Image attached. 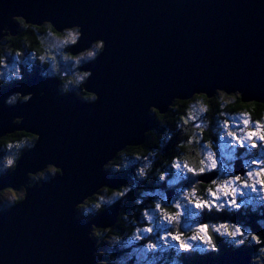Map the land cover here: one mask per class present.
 <instances>
[{
	"label": "water",
	"instance_id": "obj_1",
	"mask_svg": "<svg viewBox=\"0 0 264 264\" xmlns=\"http://www.w3.org/2000/svg\"><path fill=\"white\" fill-rule=\"evenodd\" d=\"M13 14L81 24L79 47L100 37L106 49L87 65L93 73L87 87L99 95L95 104L59 95L57 81L39 74L0 89V138L17 131L38 138L29 130L40 135L0 184L19 187L28 170L49 161L64 173L0 212V264H95L89 222L77 216L74 205L100 184L123 181L121 175L107 179L102 164L153 126L149 104L166 108L173 95L181 96L175 102L186 101L193 90L223 86L252 96H238L242 103L264 105V0H0V23L15 32ZM17 90L35 95L28 103L6 106L4 98ZM16 116L24 117L19 125L12 123ZM236 168L241 169L239 161ZM117 207L105 209L95 222L112 223ZM250 254L248 248H224L214 264H248Z\"/></svg>",
	"mask_w": 264,
	"mask_h": 264
},
{
	"label": "clouds",
	"instance_id": "obj_2",
	"mask_svg": "<svg viewBox=\"0 0 264 264\" xmlns=\"http://www.w3.org/2000/svg\"><path fill=\"white\" fill-rule=\"evenodd\" d=\"M11 19L15 32L0 23V89L39 69L41 77L57 81L59 95L72 94L86 104L99 100L98 93L87 87L93 75L87 65L104 53V38L81 48V24L60 25L47 18L34 22L23 14H13ZM34 25L47 27L41 31ZM25 32L35 37L39 51L23 38L8 39L10 34ZM85 88L95 95L86 96ZM200 93L212 97L214 103H207ZM241 94L252 98L240 88L216 86L193 90L186 96L192 97L191 102L182 111L174 106L178 95L170 98L166 108L148 105L153 126L144 129L142 140L124 143L102 164L107 179L128 175L119 184L98 185L74 205L77 216L89 222L87 236L94 241L95 264H185V257L219 255L221 244L251 249L248 264H264V115L254 119L248 111L231 110ZM34 95L17 90L3 102L13 107L28 103ZM44 95L41 90L40 96ZM156 109L166 114L165 119L158 117ZM23 120L16 116L12 123L19 125ZM29 131L38 138L20 136L0 143V180L15 172L24 154L39 142V133ZM141 143L143 151L126 148ZM57 169L62 168L49 161L42 168L28 170L26 183L19 187L0 184V212L24 202L30 188L64 174ZM89 196L94 198L89 200ZM116 206L112 223L95 222L105 209ZM253 216L255 226L250 222Z\"/></svg>",
	"mask_w": 264,
	"mask_h": 264
},
{
	"label": "trees",
	"instance_id": "obj_3",
	"mask_svg": "<svg viewBox=\"0 0 264 264\" xmlns=\"http://www.w3.org/2000/svg\"><path fill=\"white\" fill-rule=\"evenodd\" d=\"M20 21L24 22L23 20L19 19ZM25 23V22H24ZM32 27H36V28H39L41 31L45 30L46 29V25H42V26H32ZM53 31H55L53 29ZM21 38L25 39V40H28L29 43H30V46L31 48L33 49H36L37 51L40 50V45L36 42V39L34 36L30 35V33L28 32H25V33H22L21 36H8V39L14 41V42H17L19 41ZM14 46H17L18 47V44H14ZM33 74H39V69L36 70V72H34ZM32 76V75H31ZM28 77H26L25 79H27ZM24 79V80H25ZM22 82V81H21ZM20 83V82H19ZM19 83H16V84H19ZM16 84H13V85H16ZM84 94L88 97H91L93 96L92 94H88V93H85ZM200 97H202L207 103H209L210 105L214 103V100L213 98L211 99H208L206 98L204 95H198ZM192 99L190 100H186V101H176L174 103V106L179 108L181 111L183 110V107L188 105L190 102H191ZM230 109L233 110V111H236V110H245V111H248L252 114V116L254 117V119H260V117L262 115H264V105L262 104H257V103H254V102H251V103H242L240 101V98L237 97L236 99V103L233 104V105H230ZM157 115L160 119H165V115L166 114H159L157 112ZM170 115V114H169ZM20 136H28V137H35L31 134H28V133H25V132H14L12 134H8L2 138H0V143H3V142H6V141H9V140H12V139H18ZM209 136L207 133H205V139H208ZM218 145V144H217ZM144 149V145H139V146H135V147H127V150L128 151H133V152H140V151H143ZM128 174L127 173H124V174H121V176L123 177V179L127 176ZM109 191H112L113 189H108ZM94 197H91L89 198V200L93 199ZM254 220H255V217H251L250 218V222H253V226L254 225ZM224 248H229L225 245H223L220 249V253L223 251ZM249 251L251 252L252 250L249 249ZM212 255L214 254H210V255H205V256H199V255H193V256H190V257H185L184 260L186 262V264H214L215 263V257L218 256L216 255L215 257H213Z\"/></svg>",
	"mask_w": 264,
	"mask_h": 264
},
{
	"label": "flooded vegetation",
	"instance_id": "obj_4",
	"mask_svg": "<svg viewBox=\"0 0 264 264\" xmlns=\"http://www.w3.org/2000/svg\"><path fill=\"white\" fill-rule=\"evenodd\" d=\"M37 175V174H36ZM30 176H35V175H30ZM223 246V244H221L220 245V249H221V247ZM214 254V253H213ZM213 257H215L216 255L214 254V255H212ZM217 257V256H216ZM216 257H215V259H216ZM185 264H186V262H185Z\"/></svg>",
	"mask_w": 264,
	"mask_h": 264
},
{
	"label": "rangeland",
	"instance_id": "obj_5",
	"mask_svg": "<svg viewBox=\"0 0 264 264\" xmlns=\"http://www.w3.org/2000/svg\"><path fill=\"white\" fill-rule=\"evenodd\" d=\"M219 147H220V145H219V143H218V145H217L218 150H219ZM122 178H123V177H122Z\"/></svg>",
	"mask_w": 264,
	"mask_h": 264
}]
</instances>
